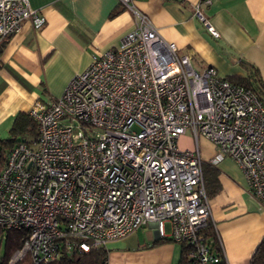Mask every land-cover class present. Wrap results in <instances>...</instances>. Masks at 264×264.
<instances>
[{
	"label": "built area",
	"instance_id": "obj_1",
	"mask_svg": "<svg viewBox=\"0 0 264 264\" xmlns=\"http://www.w3.org/2000/svg\"><path fill=\"white\" fill-rule=\"evenodd\" d=\"M119 1L133 11V29L60 96L33 103L34 146L18 142L0 170V229L27 232L9 264L26 254L54 262L148 225L186 246L193 264H227L214 225V238L205 232L212 214L200 137L218 149L213 162L228 156L238 164L264 208V104L215 67L195 69L137 0ZM195 15L219 37L199 6ZM24 21L40 29L46 19L29 0H0V46ZM188 131L193 148L180 146Z\"/></svg>",
	"mask_w": 264,
	"mask_h": 264
},
{
	"label": "crops",
	"instance_id": "obj_2",
	"mask_svg": "<svg viewBox=\"0 0 264 264\" xmlns=\"http://www.w3.org/2000/svg\"><path fill=\"white\" fill-rule=\"evenodd\" d=\"M29 1L45 17V24L35 29L24 21L1 45L0 130L8 132L19 112H29L37 99L60 96L74 75L85 70L94 56L117 48L135 24L133 11L119 0ZM134 6L149 17L165 40L176 45L179 56H191L195 69L213 66L225 79L245 77L243 62H249L264 80V0H215L210 4L204 0H137ZM198 6L219 37L195 15ZM188 132L180 140L193 143V134ZM198 145L203 160L218 169L220 190L209 200L211 223L220 236L226 262L249 264L264 237V208L252 196L243 171L232 158L213 162L219 152L216 146L203 137ZM145 228L151 231L140 233L139 229L124 237L128 239L124 246L113 245L119 239L108 242V264H179L182 244L160 238L154 225L141 229Z\"/></svg>",
	"mask_w": 264,
	"mask_h": 264
},
{
	"label": "trees",
	"instance_id": "obj_3",
	"mask_svg": "<svg viewBox=\"0 0 264 264\" xmlns=\"http://www.w3.org/2000/svg\"><path fill=\"white\" fill-rule=\"evenodd\" d=\"M0 46V55L2 52ZM243 66L247 72L245 77L232 76L227 79L239 85L252 90L258 99L264 104V80L259 69L249 62H243ZM30 134L33 138L30 139ZM38 131L36 122L30 116L29 112H19L13 121V124L6 137H0V170L5 165L9 151L18 143L25 142L27 144L34 143L37 139ZM203 181L208 198L215 195L220 190L218 181V169L207 162H203ZM206 235L215 237L213 225L209 224ZM27 232L20 229H11L3 231L0 229V245L4 242L3 253L0 254V264H9V260L14 252L23 246ZM165 240V239H164ZM219 252V245L214 244ZM186 246L182 245V254L179 264H193L191 260L185 257ZM108 250L106 247L93 248L89 252H76L61 259L45 264H104L107 260ZM16 264H35L29 254ZM223 264V263H222ZM249 264H264V237L257 246Z\"/></svg>",
	"mask_w": 264,
	"mask_h": 264
},
{
	"label": "rangeland",
	"instance_id": "obj_4",
	"mask_svg": "<svg viewBox=\"0 0 264 264\" xmlns=\"http://www.w3.org/2000/svg\"><path fill=\"white\" fill-rule=\"evenodd\" d=\"M190 133L188 132V135H189ZM8 135V129L7 130H0V136L3 138V137H6ZM33 134H30V139H32L33 138V136H32ZM187 135V136H188ZM195 144V143H194ZM194 144L192 143V142H190L189 140H187V138H186V140L184 139V140H180V146L181 147H193L194 146ZM31 146H34V144L33 143H31L30 144ZM142 231H145L146 233L147 232H150L151 230H149V228H145V229H140V233L142 232ZM127 240L128 239H126V238H123V239H119V240H117V241H115L114 242V244L113 245H122V246H124L125 245V243L127 242ZM111 247H112V245H111ZM3 249H4V242H1V245H0V254H2L3 253ZM111 250H114L113 248L111 249Z\"/></svg>",
	"mask_w": 264,
	"mask_h": 264
}]
</instances>
